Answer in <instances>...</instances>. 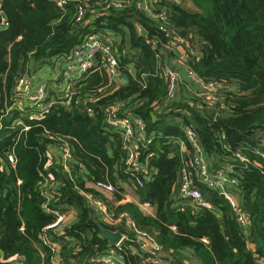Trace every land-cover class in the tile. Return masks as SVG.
I'll return each instance as SVG.
<instances>
[{"label": "trees", "instance_id": "obj_1", "mask_svg": "<svg viewBox=\"0 0 264 264\" xmlns=\"http://www.w3.org/2000/svg\"><path fill=\"white\" fill-rule=\"evenodd\" d=\"M159 1L158 8L168 15L170 26L195 49L187 55L183 68L191 79L194 75L234 87L221 89L226 110L217 112L201 104L183 84L168 97L167 81L154 74L162 73L164 63L174 64L179 53L166 56L170 48L162 27L133 7L136 0L86 24L78 22L77 16L87 0L67 2L64 9L51 0H3L7 25L0 30V118L12 105L19 75L26 66L33 78L45 67L56 69L57 61L69 60L89 36L107 37L112 42L117 39L121 72L129 78L124 86L111 84L104 70L83 75L75 71L79 77L73 81L66 77L73 83L68 107L59 104L62 93L52 101L49 95L48 102L56 105L30 131L12 136L6 135V129L0 131V160L9 149L18 158L16 170L0 163V254L7 259L53 264L57 251L43 237L56 218L46 215V207H60L68 217L69 211L76 212V221L65 223L60 229L64 235L57 239L62 244L63 264H94L93 259L106 255L114 247L100 234L97 222L110 230H121L122 225L112 226L100 218L85 197L86 192H93L111 215H131L136 227L149 233L172 262L264 264V159L256 154L264 142L260 136L264 133V0H192L197 13L168 0ZM141 28L147 31L146 39ZM147 40L156 42L157 47L148 45ZM158 53L162 61L157 60ZM130 65L137 78L147 76L146 89L128 73L126 66ZM100 89L103 92L99 93ZM55 94L52 91L51 96ZM117 102H125V113L144 124L150 143L146 149L140 145L143 161L139 164L149 177L129 171L123 139L107 125L108 110ZM213 112L218 114L214 120L210 117ZM2 123L10 125L6 118ZM181 124L196 130L210 172L220 171L239 183H229L230 192L251 220L248 230L240 227L231 204L215 189L196 184L214 212L198 213L194 205L176 197L180 171L189 158L179 144L185 139ZM51 137L70 139L77 162L72 172H66L50 155L51 148L62 147ZM238 152L248 162L237 161L234 155ZM103 182L115 188L112 195L96 190L95 185ZM126 186L139 197V204H121L125 195L120 189ZM141 204L154 207L155 215H146ZM126 233L132 235L128 228ZM124 246L118 264H148L149 254L139 243L128 241ZM181 253H188L189 261L183 262Z\"/></svg>", "mask_w": 264, "mask_h": 264}, {"label": "built area", "instance_id": "obj_2", "mask_svg": "<svg viewBox=\"0 0 264 264\" xmlns=\"http://www.w3.org/2000/svg\"><path fill=\"white\" fill-rule=\"evenodd\" d=\"M60 9H64L68 0H51ZM77 1V0H73ZM3 0H0V30H2L7 25V20L4 16L3 10ZM84 5L85 7L80 8L77 16L78 22H86L89 19L99 18L102 14L108 13L111 9H121L123 7H128L131 0H87ZM159 0H136V4L133 6L138 12L145 14L148 18L159 23L162 27V31L167 39V46L170 48L166 56L172 57L176 52L179 56L174 59V64H163V70L155 73L154 76L161 75L168 83V97H173L177 92V87L179 84L185 85L189 88V85L183 82L181 77V72L184 67H186L187 55L189 53L193 54L195 49L193 45L179 36V33L170 26V19L168 15L159 7ZM91 8V9H90ZM89 14V15H88ZM86 19V20H85ZM88 23V22H87ZM87 41L83 42L80 46L74 49L70 55V59L67 60L69 64L67 70V76L73 81V73L78 71L81 74L87 72L96 73L100 70H104L108 73L111 84L117 83V78L122 75L121 66L119 62L118 54L115 50L116 42L101 37H96L95 35L89 36ZM148 45L156 48V42L153 40H147ZM162 54H156L158 61H162ZM30 67L26 66L25 69L19 75V79L16 84V93L13 95L11 102L12 105L5 108L2 117L0 118V131L3 129L7 130L8 136L20 134L30 131L34 124L38 121H43L47 115H49L56 105V102H48L49 97V84L48 82L40 78L37 83L33 85L31 78L28 75ZM128 73L137 79L138 83L143 89L147 88L148 78L146 75H142L137 78L133 66H126ZM124 75V74H123ZM192 79L197 84L198 91H191L192 94L201 102V104L208 106L210 109L215 108L217 112H222L227 109L225 105L224 92L222 90L228 89V85L224 82H206L204 80L196 78L192 75ZM36 86V87H35ZM32 89V90H31ZM103 92L102 89L99 93ZM62 102L59 103L63 105L62 107H68L71 104V98L73 95V83H69L65 90L62 92ZM126 103L117 102L113 104L108 110V120L107 125L115 131H118L124 142V150L127 152V163L126 166L130 172L135 175H148V170L143 168L139 164L140 145L145 149L150 143V139H147L144 132L143 122L133 116L131 113H125ZM216 112V114H217ZM21 113H25V116H17ZM12 115V120L10 125L4 127L3 120L8 116ZM118 115H129L128 117ZM106 122V120H105ZM9 123V122H8ZM183 132L185 135L184 141L181 142L182 147L186 150L189 158L185 160V163L180 171L179 184L176 189V197L181 202H188L194 205L196 208L202 210H207L214 212V206L206 201L203 197L202 192L196 184H202L208 188L215 189L229 201L231 204L236 220L240 227L244 230H248L251 227V220L248 215H246L240 205L234 200L230 189L232 186H238L239 183L232 178H228L222 172H210L209 164L203 154V149L198 140V135L193 126H183ZM51 137L52 140H54ZM59 139V138H58ZM56 139V141H58ZM264 140V133L263 139ZM61 143L62 147L52 148L56 153V158L61 163V167L66 172H72L74 167V159L72 146L68 142ZM144 149V150H145ZM256 154L264 159V142H262V149L257 151ZM235 158L240 162H248V160L241 154L236 153ZM141 161V160H140ZM0 163L6 164L12 170H16V165L18 163V158L15 152L9 149L6 153L4 159L0 160ZM18 184H22L21 181ZM137 184V183H136ZM139 187H143V182L138 181ZM137 184V185H138ZM96 190L103 193L106 196L112 195L115 192V188L108 183H97L95 185ZM46 197H49L47 191L44 192ZM85 197L89 200L90 205L96 210L100 218L112 226H121L123 232L122 241L113 249L109 250L104 256L98 257L92 260L94 264H118L123 257L125 251L124 243L128 241L137 242L136 239L142 241L140 247L146 253L149 254L147 259L148 264H182L179 262H172L166 257V251L159 246L154 238L147 232H141L134 222L131 215L125 213L120 217L116 218L114 215L109 213V210L103 200L93 192H86ZM150 206L149 204H147ZM151 207V206H150ZM46 215L53 216L56 218L54 225L48 227L46 231L52 230L53 243H48L46 240V234L44 235V241L55 250V237L60 238L64 234L60 233V229L64 227L65 220L67 218V213L63 212L61 209H51L46 207ZM127 228L132 232V235L126 233ZM24 232V228L21 229ZM138 243V242H137ZM19 259H7L3 254H0V264H22ZM121 263V262H120ZM123 264V262H122Z\"/></svg>", "mask_w": 264, "mask_h": 264}, {"label": "crops", "instance_id": "obj_3", "mask_svg": "<svg viewBox=\"0 0 264 264\" xmlns=\"http://www.w3.org/2000/svg\"><path fill=\"white\" fill-rule=\"evenodd\" d=\"M168 1L173 2L174 4L180 6L182 9H184V10L190 12V13H197L199 11V10L196 9V6L192 2V0H168ZM116 44H117V39H116ZM68 67H69V64L67 63V60H62V61H57L56 69H50V68L47 69L45 67L42 72H40L39 74L36 75L35 78H33L34 77L33 74H30V69H29L28 75L31 78V81H32L33 85H35L37 83L38 79H40V78L45 79L48 82V84H49V95H50L51 101L52 100H57L59 98V94L62 93L63 89L69 83L68 79H70V77L67 76ZM81 75H83V74H81ZM79 76H80L79 73L74 72L73 73V77H71V78H77ZM181 77H182L183 82H185V83L187 82V84L189 85V89L191 91H192V89H197L198 86L194 82V80L191 79V77L189 76V72L188 71L183 69L182 72H181ZM116 82L119 83L117 80H116ZM228 89H234V87H229ZM51 90L56 92V94L54 96L53 95L51 96V94H52ZM181 126H182V129H183V125L182 124H181ZM260 136L263 139V134H260ZM179 144H180V148H181L182 153H186V150L182 147V144L181 143H179ZM123 150H124V147H123ZM142 152L143 151L140 152V158L143 161ZM124 153L127 154V152L125 150H124ZM50 155L56 157V153L54 152V150L52 148L50 150ZM73 159H74V153H73ZM74 163H77V162H75V159H74ZM124 189H125V192H124L125 200L124 201H126V200H128L130 202L134 201L137 204H139V197H137L134 194V192L129 187L126 186V187H124ZM129 191L132 193V197L131 196H127V193ZM121 204H124L123 201L121 202ZM189 204H191V203H189ZM140 208L142 209V211L146 215H150V216H154L155 215V208L152 207V206L150 207L147 204H141ZM55 209H61V208L58 207V208H55ZM196 209H198V208H196ZM68 214H69V217L67 215L68 219L65 220V223H69L71 225L72 223H74L76 221V220L74 221L75 216H76V212L71 210V211L68 212ZM51 217H53V216H51ZM134 222H135V220H134ZM105 223L108 224L107 222H105ZM121 231H122V228H121ZM57 239L58 238L55 237V241L58 242V243L55 244V251H57L56 252L57 256H56L55 261L53 262V264H63L61 257L58 256V252L61 251L62 244ZM59 246H61L60 249H58ZM185 254H187V255H185ZM189 257H190V255L188 253H184V254L181 253L179 255V258L181 260L185 259L184 262L189 261V259H190Z\"/></svg>", "mask_w": 264, "mask_h": 264}, {"label": "water", "instance_id": "obj_4", "mask_svg": "<svg viewBox=\"0 0 264 264\" xmlns=\"http://www.w3.org/2000/svg\"><path fill=\"white\" fill-rule=\"evenodd\" d=\"M141 35L143 38H147L148 34L147 31L144 28L140 29ZM117 81L126 86L129 83V78L127 77V75H121L117 78ZM210 117L214 120L216 117V113H211ZM8 122L10 123V121L12 120V115L8 116ZM121 192H125L124 188L120 189ZM115 201L117 202V200L115 199ZM130 201L126 200L123 201V203H129ZM198 213L201 212L202 210L199 208L197 209ZM97 226L99 227V231L100 234L106 239L108 240V243L110 244V246L112 247H116L123 239V232L121 230L118 231H111L110 229L104 227L101 223L97 222Z\"/></svg>", "mask_w": 264, "mask_h": 264}, {"label": "rangeland", "instance_id": "obj_5", "mask_svg": "<svg viewBox=\"0 0 264 264\" xmlns=\"http://www.w3.org/2000/svg\"><path fill=\"white\" fill-rule=\"evenodd\" d=\"M71 1H73V0H68V2H71ZM123 8H125V7H123ZM197 9V8H196ZM111 10H115V9H111ZM110 10V11H111ZM198 10V9H197ZM105 14H107V13H105ZM87 39H89V38H85V40L83 41V42H85V41H87ZM232 87V86H231ZM213 113H216V112H213ZM217 115L218 114H216V117H217ZM216 117H215V119H216ZM54 140H56V137L55 138H53ZM67 141V138L66 137H59V139H58V142H66ZM127 196H131L132 197V193L129 191L128 193H127ZM125 197V196H124ZM148 216H150V215H148ZM112 231V230H111ZM113 231H118V230H113ZM51 232H53L52 230H48L47 232H46V240H47V242L48 243H53L54 242V240L52 239V233ZM44 238V237H43ZM136 241L138 242V243H140V244H142V241H140V240H138V239H136ZM60 247L61 246H59V248L58 249H60ZM60 252L61 251H59L58 252V256H60ZM167 257V256H166ZM184 262V261H183Z\"/></svg>", "mask_w": 264, "mask_h": 264}]
</instances>
